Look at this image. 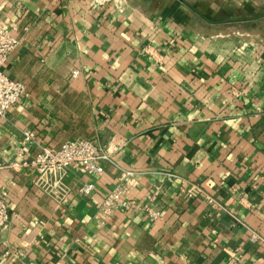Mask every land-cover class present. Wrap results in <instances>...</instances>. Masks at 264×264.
I'll return each instance as SVG.
<instances>
[{"label":"crops","instance_id":"0c3cea01","mask_svg":"<svg viewBox=\"0 0 264 264\" xmlns=\"http://www.w3.org/2000/svg\"><path fill=\"white\" fill-rule=\"evenodd\" d=\"M0 24L26 86L0 125V264H264V0H0ZM77 139L110 159L70 169L61 205L15 163ZM117 188L130 207L101 214Z\"/></svg>","mask_w":264,"mask_h":264},{"label":"built area","instance_id":"2783aa9c","mask_svg":"<svg viewBox=\"0 0 264 264\" xmlns=\"http://www.w3.org/2000/svg\"><path fill=\"white\" fill-rule=\"evenodd\" d=\"M113 0H95L98 5H104ZM17 27H7L0 24V125L7 119L9 112L21 101L26 92L25 84L9 77L4 72V66L9 61L12 53L20 44V38L15 34ZM77 75V72L74 73ZM35 133L26 131L22 141V149L35 143ZM110 159V153L104 147L91 139H77L64 142L58 148L43 147L42 150L30 161L25 160L15 163V166L32 167L35 171L34 183L49 197L61 205L69 201V187L65 177L70 169L78 170L89 176H99L103 173L102 162ZM96 185L89 181L81 185L80 192L90 195L95 191ZM121 188L111 191L103 200L100 211L103 215H112L119 208H129L128 201L121 200ZM183 193L188 198L197 197L203 193L201 187L192 185L184 187ZM206 201L213 211L220 208L219 202L212 196L204 194ZM9 201L0 192V232L7 226L11 219ZM149 214L157 218L160 212L147 207ZM256 239L255 236L252 238Z\"/></svg>","mask_w":264,"mask_h":264}]
</instances>
